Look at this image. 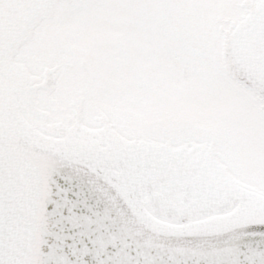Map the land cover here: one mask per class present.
<instances>
[{
    "label": "snow or ice",
    "instance_id": "6c2138e0",
    "mask_svg": "<svg viewBox=\"0 0 264 264\" xmlns=\"http://www.w3.org/2000/svg\"><path fill=\"white\" fill-rule=\"evenodd\" d=\"M0 264H264V0H0Z\"/></svg>",
    "mask_w": 264,
    "mask_h": 264
}]
</instances>
